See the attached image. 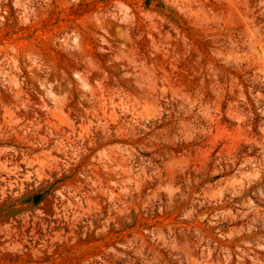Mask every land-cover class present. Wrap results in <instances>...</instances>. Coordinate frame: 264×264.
<instances>
[{"label":"rangeland","instance_id":"1","mask_svg":"<svg viewBox=\"0 0 264 264\" xmlns=\"http://www.w3.org/2000/svg\"><path fill=\"white\" fill-rule=\"evenodd\" d=\"M0 264H264V0H0Z\"/></svg>","mask_w":264,"mask_h":264},{"label":"trees","instance_id":"2","mask_svg":"<svg viewBox=\"0 0 264 264\" xmlns=\"http://www.w3.org/2000/svg\"><path fill=\"white\" fill-rule=\"evenodd\" d=\"M43 200H44V195L35 194V195L28 197L27 200L25 201V204L31 203L32 206H38L43 202ZM13 212H16V211H10L8 214H6V217L11 216Z\"/></svg>","mask_w":264,"mask_h":264}]
</instances>
